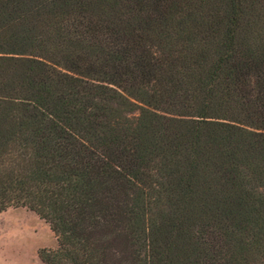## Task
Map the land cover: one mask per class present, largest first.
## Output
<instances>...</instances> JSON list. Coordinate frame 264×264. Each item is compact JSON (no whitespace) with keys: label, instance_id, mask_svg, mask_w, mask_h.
<instances>
[{"label":"trees","instance_id":"16d2710c","mask_svg":"<svg viewBox=\"0 0 264 264\" xmlns=\"http://www.w3.org/2000/svg\"><path fill=\"white\" fill-rule=\"evenodd\" d=\"M242 1L221 27L191 0H0V213L48 225L41 264H264V25L237 26Z\"/></svg>","mask_w":264,"mask_h":264},{"label":"rangeland","instance_id":"374dc122","mask_svg":"<svg viewBox=\"0 0 264 264\" xmlns=\"http://www.w3.org/2000/svg\"><path fill=\"white\" fill-rule=\"evenodd\" d=\"M228 0H191V9L207 25L230 24L231 8ZM199 7V8H198ZM239 27L264 25V0H243L237 7ZM57 246L48 225L24 208H8L0 213V264H41L40 249Z\"/></svg>","mask_w":264,"mask_h":264}]
</instances>
